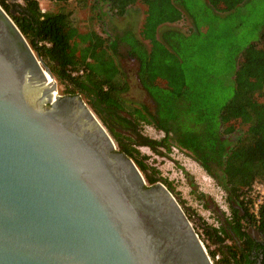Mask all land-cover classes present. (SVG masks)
Listing matches in <instances>:
<instances>
[{"label": "trees", "instance_id": "obj_1", "mask_svg": "<svg viewBox=\"0 0 264 264\" xmlns=\"http://www.w3.org/2000/svg\"><path fill=\"white\" fill-rule=\"evenodd\" d=\"M22 1L0 0V6L63 86V94L83 97L118 150L135 162L147 185L162 181L174 194L159 172L147 165V155L138 147L159 154L160 148L174 144L189 153L226 193L228 216L219 214L217 227L201 224L205 237L215 246L208 250L212 263L264 264V242L248 231L252 228L264 234V192L257 214L252 211L255 201L250 193L254 184L264 185V23L256 41L226 55L222 73L231 77V86L218 99L213 94L215 72L208 63L196 65L195 59L208 54L213 33L208 38L211 41L201 45L200 38L210 32L202 35L203 28L200 31L194 22L195 12L187 10L183 0H95L103 15L109 12L119 17L137 3L145 6L138 37L130 32L122 37L113 34L107 46L94 32L86 39L74 24L71 11L62 6L42 11L38 0ZM51 1L66 4V0ZM202 1L209 14L224 17L247 0ZM185 15L193 30L169 26ZM181 39L188 42V48L180 49ZM120 42L126 55L137 61L136 76L153 102V110L123 96L130 86L126 72L115 60ZM86 52L92 60L86 59ZM142 124L153 126L164 136L156 140L144 135Z\"/></svg>", "mask_w": 264, "mask_h": 264}, {"label": "water", "instance_id": "obj_2", "mask_svg": "<svg viewBox=\"0 0 264 264\" xmlns=\"http://www.w3.org/2000/svg\"><path fill=\"white\" fill-rule=\"evenodd\" d=\"M0 264H213L173 193L80 94L57 93L1 6Z\"/></svg>", "mask_w": 264, "mask_h": 264}, {"label": "rangeland", "instance_id": "obj_3", "mask_svg": "<svg viewBox=\"0 0 264 264\" xmlns=\"http://www.w3.org/2000/svg\"><path fill=\"white\" fill-rule=\"evenodd\" d=\"M8 1L19 3L18 0ZM38 1L42 11H56L61 6L64 10L71 11V18L79 32L84 34L86 39L94 32L105 40V46L110 44V35L113 34L122 37L123 33L130 32L138 37L145 16V6L142 3L130 7L126 15L119 17L109 12L107 15H103L98 6L95 5V0H66L65 6H63L64 3L51 0ZM183 1L187 10L195 12L193 15L195 25L200 31L202 28L204 31L201 34L205 36L208 31L210 32L207 34L208 37L200 38L201 45L208 44L211 41L208 38H211V33H213L214 42L209 43L208 54L198 55V58L195 59H197L196 65L197 63H208L215 72L213 94H217L216 97L221 99L231 86V77L222 73L226 66V55L231 49L243 50L248 44L258 39L264 23V0H247L235 12L224 17L209 14L208 12L211 11L202 0ZM202 9L206 11L203 12ZM209 24L210 28H208ZM169 26L177 27L184 32L194 29V25L186 15L179 22ZM180 42L181 50L188 48V42L184 39H181ZM143 43L148 46L147 42L143 41ZM117 45L118 55L115 60L121 70L131 73V79L128 80L130 87L123 93V96L137 103H147L146 106L153 110V102L132 74L136 68V60L126 55L124 44L120 42ZM106 49L108 50V48ZM110 50L109 52H111ZM86 53V59L92 60L91 54ZM206 57H210V59L206 61ZM120 59L122 63H120ZM62 89L63 86L57 82L59 95H64ZM140 129L144 135L156 140L164 136L162 132L148 124H142ZM114 142L117 147L115 140ZM138 149L141 154L147 155V159H145L147 165L154 167L159 172V176L165 180V183L170 184L175 194L173 195L189 216V220L206 251L213 250L215 246L205 237L201 224L205 223L217 227L219 214L223 212L228 216L229 208L225 199L226 193L216 185L215 181L194 161L189 153L178 146L170 144L169 149L160 148L159 154L145 146H139ZM258 185L259 187H254L250 192L256 202L264 192V185L257 184L256 186ZM250 233L254 237H258L255 230H250ZM262 238L263 236L260 239Z\"/></svg>", "mask_w": 264, "mask_h": 264}, {"label": "built area", "instance_id": "obj_4", "mask_svg": "<svg viewBox=\"0 0 264 264\" xmlns=\"http://www.w3.org/2000/svg\"><path fill=\"white\" fill-rule=\"evenodd\" d=\"M18 2L20 3V4H23V1L22 0H18ZM257 184H254V186H253V189H254V187H259V185L258 186H256ZM260 186H262L261 184H260ZM262 197H263V193L260 195V198L258 199V201L256 202H254L253 203V206H252V211L255 213V214H257V207H258V204L261 202V200H262ZM219 258V255L217 254L216 256H215V259H218ZM212 260V259H211Z\"/></svg>", "mask_w": 264, "mask_h": 264}, {"label": "flooded vegetation", "instance_id": "obj_5", "mask_svg": "<svg viewBox=\"0 0 264 264\" xmlns=\"http://www.w3.org/2000/svg\"><path fill=\"white\" fill-rule=\"evenodd\" d=\"M120 63H122V60L120 59ZM137 69H138V65H137V61H136V68L133 70V76H135V79H137V76H136V73H137ZM126 74H127V77H128V80L131 79V73L129 74L127 71H126ZM138 80V79H137ZM139 83V82H138ZM141 86V85H140ZM147 104V103H146ZM263 236V242H264V234H262Z\"/></svg>", "mask_w": 264, "mask_h": 264}, {"label": "crops", "instance_id": "obj_6", "mask_svg": "<svg viewBox=\"0 0 264 264\" xmlns=\"http://www.w3.org/2000/svg\"><path fill=\"white\" fill-rule=\"evenodd\" d=\"M250 230H252V228H248V231H250ZM254 231V230H253ZM256 232V231H255ZM252 235V234H251ZM258 235V237H257V239H260L261 238V236L262 235H259V234H257ZM253 236V235H252ZM254 237V236H253ZM256 238V237H255ZM262 240H263V238H262Z\"/></svg>", "mask_w": 264, "mask_h": 264}, {"label": "bare ground", "instance_id": "obj_7", "mask_svg": "<svg viewBox=\"0 0 264 264\" xmlns=\"http://www.w3.org/2000/svg\"><path fill=\"white\" fill-rule=\"evenodd\" d=\"M48 78H49V80L51 81V83H52V79L48 76Z\"/></svg>", "mask_w": 264, "mask_h": 264}, {"label": "clouds", "instance_id": "obj_8", "mask_svg": "<svg viewBox=\"0 0 264 264\" xmlns=\"http://www.w3.org/2000/svg\"><path fill=\"white\" fill-rule=\"evenodd\" d=\"M211 259V258H210ZM212 261V260H211Z\"/></svg>", "mask_w": 264, "mask_h": 264}]
</instances>
